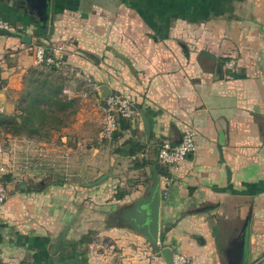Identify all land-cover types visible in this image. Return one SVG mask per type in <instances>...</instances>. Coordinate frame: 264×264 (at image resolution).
<instances>
[{
  "label": "crops",
  "instance_id": "obj_1",
  "mask_svg": "<svg viewBox=\"0 0 264 264\" xmlns=\"http://www.w3.org/2000/svg\"><path fill=\"white\" fill-rule=\"evenodd\" d=\"M0 16L16 30L0 32V113L13 115L27 94L40 44L64 46L56 70L67 104L47 136L8 132L20 172L0 203V264H166L117 218L155 166L134 162H160L162 142L187 129L196 151L176 169L160 162L161 189L173 178L161 245L188 264H234L233 241L250 217L248 264H264V0H0ZM87 77L98 88L84 96ZM106 88L139 111L111 140L100 137ZM132 138L146 148L115 152Z\"/></svg>",
  "mask_w": 264,
  "mask_h": 264
},
{
  "label": "built area",
  "instance_id": "obj_2",
  "mask_svg": "<svg viewBox=\"0 0 264 264\" xmlns=\"http://www.w3.org/2000/svg\"><path fill=\"white\" fill-rule=\"evenodd\" d=\"M0 31L3 32H15L16 30L7 19L0 16ZM64 46L60 44H54L50 47L45 45H37L34 48V55L36 62L39 66H50L53 64L64 63L63 61ZM231 65V63H227ZM96 84L87 77L85 86L82 87V93L84 96L89 95L97 90ZM67 92V89H64ZM104 118L103 126L101 129L100 137L102 140H111L120 128L119 117H125L128 119H134L139 115L138 109L135 107L133 99L126 94L112 93L105 98V104L103 107ZM197 149L196 133L192 129L184 131L182 139L173 143L169 140H165L159 147L158 159L160 162L176 169L181 161H183L187 155L195 152ZM13 149L7 144L0 143V203L5 202L10 194V178L13 174L19 173L17 159L13 156ZM173 169V170H174ZM173 178L168 176L161 189L163 195L168 194L169 186ZM111 249H115V244L109 245ZM191 261L189 255L184 253L174 254V264H188Z\"/></svg>",
  "mask_w": 264,
  "mask_h": 264
},
{
  "label": "trees",
  "instance_id": "obj_3",
  "mask_svg": "<svg viewBox=\"0 0 264 264\" xmlns=\"http://www.w3.org/2000/svg\"><path fill=\"white\" fill-rule=\"evenodd\" d=\"M62 64L63 62L58 65L43 66L35 70L33 78L26 84L27 94L18 102L16 112L13 115L0 113V133L9 132L14 135H25L27 137H43L49 135V127H57L63 123V120L58 115V111L63 110L67 104L59 95L62 91V86L58 82L59 78L54 79L51 76L57 73L56 69L62 68ZM232 75L235 76V73H232ZM1 86L2 79L0 75ZM129 120L122 116L119 117L122 128L130 127L131 123H129ZM145 148V143L132 138L116 147L115 152L132 156L138 154V152H141ZM150 165H155L160 175L167 173V169H164L160 162L156 160L150 161L143 159L134 162L135 168L143 169ZM125 194L126 192L120 190L116 194V197L122 199Z\"/></svg>",
  "mask_w": 264,
  "mask_h": 264
},
{
  "label": "water",
  "instance_id": "obj_4",
  "mask_svg": "<svg viewBox=\"0 0 264 264\" xmlns=\"http://www.w3.org/2000/svg\"><path fill=\"white\" fill-rule=\"evenodd\" d=\"M1 32V31H0ZM24 40L30 42V36L25 35ZM111 91L106 88L102 93L107 98ZM142 117L145 130L148 135L151 133L150 119L144 111ZM109 173H105L99 178L86 183L87 186H95L103 182ZM163 194L161 190V176L157 167H153V173L149 183L146 185L145 192L134 199L130 204L121 209V213L117 218L118 222L126 225L132 231L144 236L158 250V255L163 256L166 264H174L175 251L170 246H162L160 243L161 233V209ZM210 207H202L209 209ZM73 221L69 222L58 239L53 244L52 252L57 254L65 240L67 232ZM249 236H250V217H247L239 235L233 241V249L231 254L234 258V264H248L249 261Z\"/></svg>",
  "mask_w": 264,
  "mask_h": 264
},
{
  "label": "rangeland",
  "instance_id": "obj_5",
  "mask_svg": "<svg viewBox=\"0 0 264 264\" xmlns=\"http://www.w3.org/2000/svg\"><path fill=\"white\" fill-rule=\"evenodd\" d=\"M53 74V73H51ZM54 79L56 78H62L60 77L57 73H54L53 75H51ZM0 143H5L8 145V133L2 132L0 133ZM146 177L151 179V173L147 174L146 176H144V178L146 179ZM147 178V179H148ZM150 179L147 181V183H149Z\"/></svg>",
  "mask_w": 264,
  "mask_h": 264
}]
</instances>
